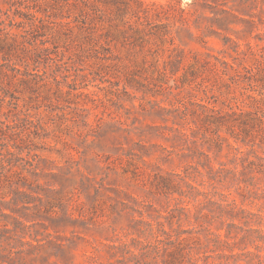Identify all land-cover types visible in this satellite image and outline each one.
<instances>
[{"label":"rangeland","instance_id":"rangeland-1","mask_svg":"<svg viewBox=\"0 0 264 264\" xmlns=\"http://www.w3.org/2000/svg\"><path fill=\"white\" fill-rule=\"evenodd\" d=\"M90 1L102 16L95 33L79 20L55 37L77 55L81 71L68 80L77 91L53 102L62 110L30 111L46 128L40 137L10 141L37 173L0 181V264H264V143L235 142L178 110L219 95L201 92L210 87L202 77L189 82L201 70L192 55L231 61L225 36L243 50L264 46V0ZM178 51L184 61L172 75ZM246 94L259 98L240 86L231 102L264 113ZM234 168L239 181L210 178Z\"/></svg>","mask_w":264,"mask_h":264},{"label":"trees","instance_id":"trees-1","mask_svg":"<svg viewBox=\"0 0 264 264\" xmlns=\"http://www.w3.org/2000/svg\"><path fill=\"white\" fill-rule=\"evenodd\" d=\"M133 1L142 4L141 0ZM71 13H74L72 21H63L65 18L70 19ZM95 18L102 19V16L100 10L90 0H0V112L5 106L8 108L13 106L15 109V113L12 114L10 112L14 110L8 108L3 114L0 113V181L10 183L9 176L21 174L24 170H30L36 175L35 164L21 155L23 148L16 146L15 143L12 145L10 141H14V136L21 132L33 133L35 137H40L39 131L46 128L40 122L31 119L30 111H38L42 107L51 111L62 110L60 107H53V102L63 101L64 95H73V92L77 91L74 86L76 80L68 82L72 77V68L76 70L75 72L81 71L75 67L77 55H66L68 49L61 51L55 37L65 35L64 30H72L70 24L79 20L84 24L85 31L95 33ZM216 21L219 23L221 20ZM223 45L226 48L222 53L231 61L225 56L218 57L209 53L206 54L207 58L200 60L198 55L194 54L192 55L194 65L200 66L201 70L200 72L190 70L189 82L202 77L201 81L208 82L210 87L205 86L201 92L205 95L207 90L210 92L215 90L219 93L218 96H226L228 103L211 94V98H206V102H191L189 103L191 108L183 106L182 110L180 108L178 110L182 112L184 120H188L187 116L193 123L200 122L203 128L213 125L217 132L224 130L235 142L243 145H253L256 142L262 144L264 113L260 111L261 107L257 106L258 109L251 110L242 106L243 102L238 105L231 101H236L234 90L242 86L243 90L250 88L251 91H255L259 97L246 94L251 104L261 103L264 106V79L258 77L264 75V46L246 43L243 50L242 44L226 36ZM229 49L234 54L229 53ZM183 61L184 57L178 51L175 59L169 62L170 74L175 75ZM259 85L257 91L253 90ZM78 94L86 96L83 92ZM219 99L220 107L217 108ZM21 101L27 103L28 107L25 112L20 110L19 113L16 110ZM258 112L261 115H258ZM177 123L175 120L172 121L173 125H178ZM171 129L185 142L189 140L185 132L174 127ZM223 140L227 141V138ZM257 158L262 161L259 156ZM244 160L242 158L240 160L243 167ZM249 166L262 173L259 163L249 161L247 167ZM209 169L213 171L215 168L209 166ZM197 171L202 175L198 169ZM222 174V176L213 174L210 178L219 182L228 178L239 181L237 168L223 169ZM13 181L12 183H17V180ZM234 207L243 211L237 208L236 204ZM232 217H237V214H233Z\"/></svg>","mask_w":264,"mask_h":264}]
</instances>
